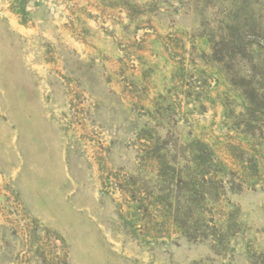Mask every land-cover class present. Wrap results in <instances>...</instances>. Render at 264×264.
I'll return each instance as SVG.
<instances>
[{
  "label": "rangeland",
  "instance_id": "rangeland-1",
  "mask_svg": "<svg viewBox=\"0 0 264 264\" xmlns=\"http://www.w3.org/2000/svg\"><path fill=\"white\" fill-rule=\"evenodd\" d=\"M258 42L264 0H0V264H264ZM175 139L246 176L205 237L139 165Z\"/></svg>",
  "mask_w": 264,
  "mask_h": 264
},
{
  "label": "trees",
  "instance_id": "trees-1",
  "mask_svg": "<svg viewBox=\"0 0 264 264\" xmlns=\"http://www.w3.org/2000/svg\"><path fill=\"white\" fill-rule=\"evenodd\" d=\"M257 46L263 48V42ZM144 154L139 165L149 168L156 179V211L160 217L171 219L191 239L205 237L209 229L215 228V215L227 216L222 209L217 210L218 201L227 188L241 187L246 177L237 178V171L227 169L212 149L198 141L179 144L175 139L150 146ZM134 178L128 175L118 183L132 200L150 204L154 192ZM47 239L51 248H58L57 237Z\"/></svg>",
  "mask_w": 264,
  "mask_h": 264
}]
</instances>
